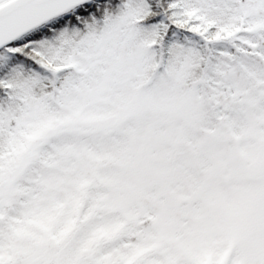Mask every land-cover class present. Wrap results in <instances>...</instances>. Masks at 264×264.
Listing matches in <instances>:
<instances>
[{"label":"snow or ice","instance_id":"snow-or-ice-1","mask_svg":"<svg viewBox=\"0 0 264 264\" xmlns=\"http://www.w3.org/2000/svg\"><path fill=\"white\" fill-rule=\"evenodd\" d=\"M0 264H264V0H0Z\"/></svg>","mask_w":264,"mask_h":264}]
</instances>
